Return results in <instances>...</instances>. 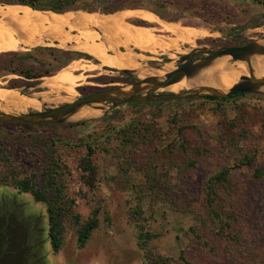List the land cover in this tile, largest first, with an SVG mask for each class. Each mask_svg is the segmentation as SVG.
Masks as SVG:
<instances>
[{"label":"rangeland","instance_id":"rangeland-1","mask_svg":"<svg viewBox=\"0 0 264 264\" xmlns=\"http://www.w3.org/2000/svg\"><path fill=\"white\" fill-rule=\"evenodd\" d=\"M24 1L61 13L147 11L165 22L205 31L197 48L241 47L264 39V0H0V7ZM124 23L159 29L139 19ZM91 30L105 37L102 30ZM154 33L165 41L174 37ZM75 34L68 33L60 52L70 43L76 47ZM95 40L84 37L80 44H109L106 37ZM45 44L60 43L46 39L39 46ZM39 46L0 53V89L16 86L27 95H46L45 100L39 97L38 108L28 107L29 113L61 107L93 90L128 89L141 81L102 61ZM131 49L145 58L130 59L123 47L96 51L119 64H140L145 72L171 62L176 68L178 57L186 55L182 52L191 50L184 43L165 52L158 48L157 55ZM75 50L90 53L91 48ZM75 61L102 64V70L74 73L86 76L74 99L42 86L44 78ZM25 71L35 78L23 77ZM182 93L186 97L180 100L106 107L88 119L0 123V225L10 217L8 254L0 264H264V91L227 101L206 99L212 96L207 92ZM0 111L21 115L12 108ZM86 162L93 172L83 169ZM221 173L224 182L216 178ZM22 180H31L66 211L59 253L48 239L46 204L22 193L16 187ZM96 210L98 228L80 248L73 216L86 222Z\"/></svg>","mask_w":264,"mask_h":264},{"label":"bare ground","instance_id":"bare-ground-1","mask_svg":"<svg viewBox=\"0 0 264 264\" xmlns=\"http://www.w3.org/2000/svg\"><path fill=\"white\" fill-rule=\"evenodd\" d=\"M129 19H139L149 24H155L159 26V29L135 27L125 24L124 21ZM82 23L86 26H83ZM93 27L100 31L102 30L101 32L106 37L109 44L104 40L100 42L99 46H97L98 44L96 42L94 45L88 42L80 44V40L84 37H96L98 40L105 38L100 37L102 34L100 35L92 31L91 28ZM66 30L69 31L67 32ZM74 31L78 33V35H73L72 37L74 41L78 42L75 47L77 49L82 47L91 48L90 53L97 56L96 50L106 51L109 49L114 50L116 47H123L126 49V55L129 56L130 59L133 58L135 61L136 59H144L145 56L133 54V49H131V47L151 55H157L158 48L165 52L167 49L178 47L179 43H184L188 45L191 50H194L197 48V40L207 37L208 35L201 29L185 27L176 23H168L159 19L152 13L142 10L119 11V13L114 15L102 16L81 11L57 13L50 10L31 9L22 5L7 4L4 5V8L0 7V53L26 52L29 50L28 48L43 44L46 39L58 40L60 43L59 46L64 48L68 43V33ZM157 31L169 33L174 37L173 39H166L167 41H165L154 33ZM84 33H87V36L86 34L84 35ZM256 42L259 46H264V39H260ZM191 50L182 53L187 54ZM84 53H89V51L84 50ZM115 54H117V52H115ZM122 54L124 55L123 52ZM97 57L104 62L105 66L132 73L140 80L154 78L160 81L163 80L166 74L175 70L173 62L144 72L140 64L137 63L129 65L128 61H126V63L119 64L116 62L117 59L114 60L108 56ZM118 57V59L125 61L122 57ZM251 66L254 78L256 80H262L264 78V56H252ZM93 70H102V64L93 65L85 61H75L61 70L56 76L44 78L42 80V86L48 88L51 93L65 92L68 96H71L70 100H72L77 95L76 88L81 85L79 83L86 80V76H76L74 73L90 72ZM248 76L249 69L246 62H234L230 56H224L212 61L208 67L198 71L193 77H184L178 83L165 88V90L171 94L177 95L187 90L210 88L225 94L237 84L242 77ZM92 85L98 86L96 84ZM261 89L264 91V87H261ZM22 92V89H0V109L8 110L12 108L18 111L17 114H22L32 109L28 107L38 108L40 105L39 97H43V100L46 99L45 93L24 96L21 94ZM38 101L39 104L37 105ZM104 109L105 107L101 104L83 106L70 114L69 118L79 120L96 117L99 116ZM5 114L11 113L5 112Z\"/></svg>","mask_w":264,"mask_h":264},{"label":"water","instance_id":"water-1","mask_svg":"<svg viewBox=\"0 0 264 264\" xmlns=\"http://www.w3.org/2000/svg\"><path fill=\"white\" fill-rule=\"evenodd\" d=\"M254 55L264 56V46H259L257 42H252L241 47L213 49H205L199 46L197 49L191 50L188 54L179 56L176 62L181 65L177 66L173 72L166 74L163 80L159 81L154 78H146L145 80H141L136 85H133L131 88H128V90L118 88L98 91L78 98L69 104L57 108H50L43 112H27L15 116L5 114L0 111V123L39 124L50 123L49 121L62 123L69 119L70 114L74 113L77 109L83 106L101 104L105 108H117L126 104L148 103L154 99L169 101L180 100L186 97V95H183L182 92L177 95H158L157 93L161 90H165V88L173 84L178 83L184 77H193L198 71L208 67L212 61L224 56H230L234 62H246L249 69V76L242 77L240 81L225 94L210 88L187 90L183 91L184 94L192 93L194 96L198 95V93L207 92L218 98H229L238 95L252 94L258 92L261 87H264V78L262 80H256L253 75L251 57ZM122 72L125 74L129 73L127 71ZM23 94L27 95L26 93H22V95Z\"/></svg>","mask_w":264,"mask_h":264},{"label":"trees","instance_id":"trees-1","mask_svg":"<svg viewBox=\"0 0 264 264\" xmlns=\"http://www.w3.org/2000/svg\"><path fill=\"white\" fill-rule=\"evenodd\" d=\"M14 5H16V4H14ZM20 5H25V6L33 8V9H36V10H45L44 8L37 7L34 4L27 2V1L20 2ZM53 10L57 13H61V11H62L59 8H54ZM49 51H51L53 53L57 52L54 50H49ZM63 54L66 55V53H63ZM21 75L23 77H25L26 79H31V78L34 79L35 78V77H33V75L31 73H28V71H25ZM10 88L15 89L18 87L10 86ZM244 95L233 96V97H230V99H234V98L244 96ZM204 97L206 99L213 100V101H215V100L227 101V98H218V97H214V96H204ZM83 169L90 172V173L94 171V169L91 168V166H90V162H86V164L83 165ZM223 177H225V176L223 175V173H221L216 178L218 179V181L224 182L226 178L224 179ZM223 179H224V181H223ZM88 183L90 186L93 185V183L90 180H88ZM16 187L22 193L31 194L36 202L46 204L47 216H48V226H49V228H48V239L50 241L53 252L59 253V251L62 248L63 237H64V232H65L61 216L64 215L66 213V211L62 208H57L55 203L49 199L47 194H45L41 189L35 188V186H34V184H32L31 180L18 181V182H16ZM98 216H99L98 210L94 211L92 217L90 219H88L86 222L81 221V216H79V215L73 216L72 220L74 221V224L77 227V242H78V246L80 248H84L88 244L89 240L92 237L93 231L96 228H98V225H99V217ZM9 222H10V217L3 219V221L1 222L2 225H0V244H1L0 245V259L1 258L4 259L8 254V245H9L10 237L8 236L5 227Z\"/></svg>","mask_w":264,"mask_h":264},{"label":"flooded vegetation","instance_id":"flooded-vegetation-1","mask_svg":"<svg viewBox=\"0 0 264 264\" xmlns=\"http://www.w3.org/2000/svg\"><path fill=\"white\" fill-rule=\"evenodd\" d=\"M247 45V44H246ZM99 46V45H98ZM244 46V45H243ZM49 50H54V51H58V52H60V50H58V49H54V48H52L51 47V49L49 48ZM60 53H66V55L65 56H71V57H76V56H82V57H84V58H87L88 60H91V61H93V60H98V61H102L101 59H99L95 54H92V53H83V52H79V51H73V50H64V51H62V52H60ZM149 54V53H148ZM90 55V56H89ZM108 55L109 56H112L111 54H110V51H109V53H108ZM88 56V57H87ZM92 56V57H91ZM179 65H181V64H178L177 63V66H179ZM103 89H97V90H93V92L95 93V92H98V91H102ZM86 91V90H85ZM88 94L87 93H84L83 94V96H87ZM89 95H90V93H89Z\"/></svg>","mask_w":264,"mask_h":264},{"label":"crops","instance_id":"crops-1","mask_svg":"<svg viewBox=\"0 0 264 264\" xmlns=\"http://www.w3.org/2000/svg\"><path fill=\"white\" fill-rule=\"evenodd\" d=\"M75 35H77V34H75ZM100 35H101V34H100ZM55 41L58 42V40H55ZM95 41H98V38H96ZM95 41H94V42H95ZM73 46H74V45H73L72 43H70V46H68L66 50L77 51V50H75V48H74ZM39 47H41V48H45V49H49V48L51 49V47H52V48H54V49H58V50H60V49H59L60 46L57 45V44H52V45H51V44H45L44 46H39ZM39 47H37V48H39ZM57 47H58V48H57ZM63 51H64V50H63Z\"/></svg>","mask_w":264,"mask_h":264}]
</instances>
